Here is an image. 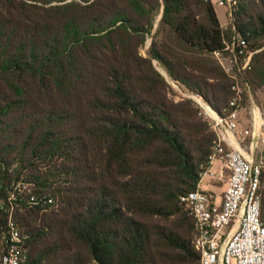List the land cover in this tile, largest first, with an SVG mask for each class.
Wrapping results in <instances>:
<instances>
[{"label": "trees", "instance_id": "16d2710c", "mask_svg": "<svg viewBox=\"0 0 264 264\" xmlns=\"http://www.w3.org/2000/svg\"><path fill=\"white\" fill-rule=\"evenodd\" d=\"M232 2L223 30L209 0H0V250L10 221L26 264H198L178 198L215 139L151 61L219 114L230 83L211 57L236 36L245 107L264 88V0ZM158 10L177 49L152 39L142 58ZM257 192L264 226V169Z\"/></svg>", "mask_w": 264, "mask_h": 264}, {"label": "built area", "instance_id": "2783aa9c", "mask_svg": "<svg viewBox=\"0 0 264 264\" xmlns=\"http://www.w3.org/2000/svg\"><path fill=\"white\" fill-rule=\"evenodd\" d=\"M216 4L229 11L233 2L218 0ZM252 54L236 36L224 43L221 53L213 54L231 92L219 114L195 96H187L201 108L215 139L205 172L217 163L209 177L224 179L219 195L197 185L178 198L193 221L192 248L198 255V264H264V226L259 219L257 192L264 169V115L252 103L242 105L245 86L239 79L248 69ZM240 111L246 117L242 130L238 129ZM7 225L8 243L0 250V264H26L17 246V231L10 221Z\"/></svg>", "mask_w": 264, "mask_h": 264}, {"label": "rangeland", "instance_id": "374dc122", "mask_svg": "<svg viewBox=\"0 0 264 264\" xmlns=\"http://www.w3.org/2000/svg\"><path fill=\"white\" fill-rule=\"evenodd\" d=\"M217 1L218 0H209L210 4L212 5L215 17L217 18V20L219 22L220 28L225 30L228 26V20H229L228 10L223 8V7L218 6L216 4ZM159 18H160V10H158V12L153 16V18L151 20V27H150L148 36L145 37V40H144L142 46H140V48L137 50L138 55L142 58L148 57V47H149V44H150L152 39H155V42L163 43L164 45H166L167 47H169L173 50L177 49V48H175L176 47L175 42L172 40V38L169 35H165L164 33L157 34V25H158ZM256 52H258V51H256ZM211 58L213 60V57H211ZM151 65H152L153 69L157 72V74L160 77H162L163 80H165V82L170 87L171 90H169V96H173V98H174V96L176 98L177 97L192 96V95L184 92L183 90L177 88L171 82H169V80L166 77L165 71L160 67V65L157 62L151 61ZM246 96H247V102H246L245 107L252 103L256 107H258L262 111V113L264 114V88L261 91L256 90L253 93L247 92ZM242 114H243V111H240L239 117L242 118L243 121H242V123L240 121L239 125H242V127H244V125L246 124L245 123L246 117L242 116ZM216 166H217V163H214L213 165H211L210 172H213L216 169ZM210 172L207 171V172H204L203 174H200L197 185L200 183L201 188H208L209 187L210 192H212L213 194L219 195L221 190H222V187H223L224 179H222V180L210 179V177H209Z\"/></svg>", "mask_w": 264, "mask_h": 264}, {"label": "crops", "instance_id": "0c3cea01", "mask_svg": "<svg viewBox=\"0 0 264 264\" xmlns=\"http://www.w3.org/2000/svg\"><path fill=\"white\" fill-rule=\"evenodd\" d=\"M240 121H241V123H242L243 119L240 118V119H239V122H240ZM241 123H240V124H241ZM245 123H246V120H245ZM245 127H246V124L244 125V127H242V125H239V123H238V129L242 130V129H245ZM198 187H199L200 189H202V190L210 191V190H209V187H208V188H201L200 183L198 184ZM206 187H207V186H206Z\"/></svg>", "mask_w": 264, "mask_h": 264}]
</instances>
